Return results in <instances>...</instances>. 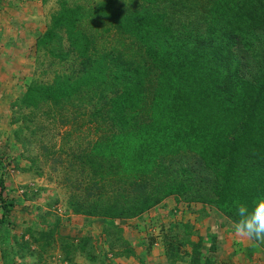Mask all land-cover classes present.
I'll list each match as a JSON object with an SVG mask.
<instances>
[{
	"label": "trees",
	"instance_id": "16d2710c",
	"mask_svg": "<svg viewBox=\"0 0 264 264\" xmlns=\"http://www.w3.org/2000/svg\"><path fill=\"white\" fill-rule=\"evenodd\" d=\"M115 1L101 0L87 13L61 0L36 45L59 43L62 32L88 66L76 78L28 86L21 99L33 108L60 104L85 89L118 90L98 112L106 128L82 156L92 184L111 195L78 213L115 223L174 197L210 205L235 222L239 204L264 195V62L248 79L235 54L237 45L250 51L264 36V0H121L114 6ZM91 15L108 20L120 37L136 44L129 66L112 68L104 55L94 58L96 47L81 28ZM183 153L197 156L213 175L211 196L195 190L189 177L168 173L163 161ZM4 189L1 175L0 258L15 264L3 227L12 207ZM186 234L171 246L168 261L181 254Z\"/></svg>",
	"mask_w": 264,
	"mask_h": 264
},
{
	"label": "rangeland",
	"instance_id": "374dc122",
	"mask_svg": "<svg viewBox=\"0 0 264 264\" xmlns=\"http://www.w3.org/2000/svg\"><path fill=\"white\" fill-rule=\"evenodd\" d=\"M65 1L89 13L101 0ZM20 2L10 32H0L5 43L0 49V176L3 195L12 204L10 223L3 227L14 263L264 264V240L237 234L233 221L205 203L168 197L138 218L115 223L78 213L111 195L92 184L82 156L106 128L98 112L118 90L85 89L60 104L23 106L28 86L50 84L58 76L76 78L88 63L77 58L62 32L61 42L36 45L61 0ZM121 4L116 0L114 6ZM81 28L96 47L94 58L104 55L107 66H129L135 59L136 44L120 37L108 20L91 15ZM259 37L250 51L235 48L248 79L257 76L264 62V36ZM163 164L172 176L189 177L195 190L211 196L213 175L197 156L183 153ZM175 232L179 235L169 242ZM183 232L189 235L182 241L187 243L168 261L167 252Z\"/></svg>",
	"mask_w": 264,
	"mask_h": 264
},
{
	"label": "clouds",
	"instance_id": "9594fccd",
	"mask_svg": "<svg viewBox=\"0 0 264 264\" xmlns=\"http://www.w3.org/2000/svg\"><path fill=\"white\" fill-rule=\"evenodd\" d=\"M233 224L237 234L253 240H264V195L257 196L251 204H239Z\"/></svg>",
	"mask_w": 264,
	"mask_h": 264
},
{
	"label": "crops",
	"instance_id": "0c3cea01",
	"mask_svg": "<svg viewBox=\"0 0 264 264\" xmlns=\"http://www.w3.org/2000/svg\"><path fill=\"white\" fill-rule=\"evenodd\" d=\"M20 0H0V32L7 34L10 32L14 19L15 10L20 8ZM7 32V33H6ZM0 35V49L5 46Z\"/></svg>",
	"mask_w": 264,
	"mask_h": 264
}]
</instances>
